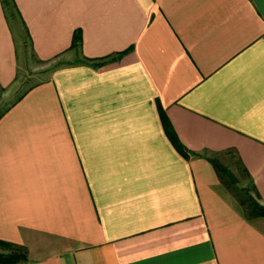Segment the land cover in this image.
<instances>
[{
	"label": "crops",
	"instance_id": "1",
	"mask_svg": "<svg viewBox=\"0 0 264 264\" xmlns=\"http://www.w3.org/2000/svg\"><path fill=\"white\" fill-rule=\"evenodd\" d=\"M13 2L60 64L0 116V240L24 264H264V228L206 158L232 150L264 205V0ZM18 62L0 0V91Z\"/></svg>",
	"mask_w": 264,
	"mask_h": 264
},
{
	"label": "trees",
	"instance_id": "2",
	"mask_svg": "<svg viewBox=\"0 0 264 264\" xmlns=\"http://www.w3.org/2000/svg\"><path fill=\"white\" fill-rule=\"evenodd\" d=\"M1 4L3 6L5 15L7 19L10 20L15 17L17 11L15 9V4L13 0H1ZM16 12V13H15ZM29 39L28 37L25 38L24 44L28 45ZM81 44V36L79 31H76L73 36L71 48L78 49ZM127 51H123L109 57L103 59H91L84 56H79L75 63H82L86 65H91L93 67H99L104 65L107 62H112L119 60ZM41 64H45L46 61H40ZM59 62L53 64L51 69H54ZM22 95H19L20 98ZM17 98V99H18ZM6 109L3 111L5 112ZM161 121L163 123L165 132L170 139L171 143L175 147V149L184 157L189 158L191 155H197L194 152L189 151L178 139L177 135L173 131L164 111L162 108L159 109ZM0 113V116L3 114ZM227 152V153H226ZM224 153H220L219 155L206 157L210 164L213 166L220 182L222 185L230 192L233 200L237 203L238 208L243 215V217L251 222H254L256 219L264 220V205H262L258 201V193L255 191L252 184H246V186H241L237 188L238 183L240 180L234 174V172L227 166L224 162L223 158L228 154H232L233 158H236V155L233 153L232 150L226 151ZM235 168L239 169L243 177L245 179L249 178V174L246 169L243 167L240 161L234 160ZM255 192V194H253ZM29 259L27 257V250L24 246L15 244L12 242L2 241L0 240V264H24L28 262Z\"/></svg>",
	"mask_w": 264,
	"mask_h": 264
},
{
	"label": "rangeland",
	"instance_id": "3",
	"mask_svg": "<svg viewBox=\"0 0 264 264\" xmlns=\"http://www.w3.org/2000/svg\"><path fill=\"white\" fill-rule=\"evenodd\" d=\"M13 20L14 19H11V24L19 56L17 81L14 86L7 89L5 92L0 91V113L29 87L46 80L49 77V69L54 63L50 62L48 64H41L38 62L33 55L30 46L24 44L25 36L23 29ZM223 160L240 180L237 188L245 185L246 180L243 177L242 172L232 166V164H228L229 162L226 158H223ZM254 222L261 228H264V220L256 219Z\"/></svg>",
	"mask_w": 264,
	"mask_h": 264
}]
</instances>
